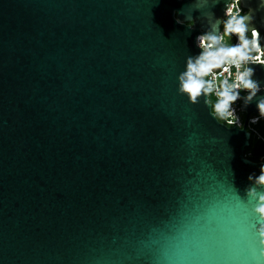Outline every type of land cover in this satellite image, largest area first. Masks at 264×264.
I'll return each mask as SVG.
<instances>
[{
    "label": "water",
    "instance_id": "water-1",
    "mask_svg": "<svg viewBox=\"0 0 264 264\" xmlns=\"http://www.w3.org/2000/svg\"><path fill=\"white\" fill-rule=\"evenodd\" d=\"M215 3L0 0V264H264L256 98L239 128L178 94Z\"/></svg>",
    "mask_w": 264,
    "mask_h": 264
},
{
    "label": "clouds",
    "instance_id": "clouds-1",
    "mask_svg": "<svg viewBox=\"0 0 264 264\" xmlns=\"http://www.w3.org/2000/svg\"><path fill=\"white\" fill-rule=\"evenodd\" d=\"M219 2L216 0L215 4ZM245 3L246 0H225L224 16L214 18L212 13L210 27L195 37L201 51L197 55H188L184 70L178 74V94L186 95L193 105L203 98L210 114L218 122L226 121L228 125L240 120L234 105L241 100L247 107L256 98L258 116H251L249 124H259L264 119V95L257 97L264 86L253 78L256 69L250 67L264 66V35L255 24L257 12L264 11V0H257L255 8L245 7ZM176 22L190 28L195 23L193 18H177ZM233 37L235 43L231 42ZM248 180L251 183L244 196L231 185L232 195L238 206L245 210L250 208L257 217L251 228L258 236L259 255L264 257V163L260 165L259 175L249 174Z\"/></svg>",
    "mask_w": 264,
    "mask_h": 264
},
{
    "label": "trees",
    "instance_id": "trees-1",
    "mask_svg": "<svg viewBox=\"0 0 264 264\" xmlns=\"http://www.w3.org/2000/svg\"><path fill=\"white\" fill-rule=\"evenodd\" d=\"M211 99L214 102L215 99ZM256 128L264 137V119H261L260 123L256 125ZM245 154L253 161H264V140L252 134L250 146L246 148Z\"/></svg>",
    "mask_w": 264,
    "mask_h": 264
},
{
    "label": "built area",
    "instance_id": "built-area-1",
    "mask_svg": "<svg viewBox=\"0 0 264 264\" xmlns=\"http://www.w3.org/2000/svg\"><path fill=\"white\" fill-rule=\"evenodd\" d=\"M231 42H232V43H235V42H236V38L233 37V39L231 40ZM242 95H244V93H242ZM212 98L215 99L214 96H213ZM241 105H242V100H241V101H238L237 104L234 105V107H236L237 114L240 116V120H239L237 123L232 124V125H228V124L226 123V121H221V122H223V123H225L226 125L231 126V127H232V126H237V127H239V128H242V127L244 126V123H245V113H244V111L242 110ZM253 115H257V116H258V114H251L250 117L253 116ZM250 117H249V118H250ZM256 125H257V124H255V125H253V124H249V120H248L247 128H248V130L251 132V134H253V135L257 136L258 138H261V139L264 140V137L260 134V132H259L258 129L256 128ZM245 156L248 157L247 154H245Z\"/></svg>",
    "mask_w": 264,
    "mask_h": 264
}]
</instances>
